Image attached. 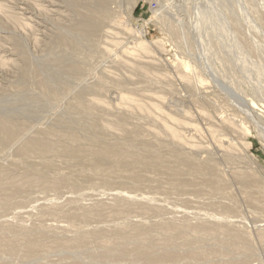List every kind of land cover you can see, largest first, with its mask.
Segmentation results:
<instances>
[{
	"label": "rangeland",
	"instance_id": "rangeland-1",
	"mask_svg": "<svg viewBox=\"0 0 264 264\" xmlns=\"http://www.w3.org/2000/svg\"><path fill=\"white\" fill-rule=\"evenodd\" d=\"M130 1L0 0V264L244 260L224 207L264 172V0Z\"/></svg>",
	"mask_w": 264,
	"mask_h": 264
},
{
	"label": "bare ground",
	"instance_id": "bare-ground-1",
	"mask_svg": "<svg viewBox=\"0 0 264 264\" xmlns=\"http://www.w3.org/2000/svg\"><path fill=\"white\" fill-rule=\"evenodd\" d=\"M132 1V0H131ZM130 1V2H131ZM87 2L90 4V6H92L93 8H95V13H101L102 11L105 12L106 14L107 13H111V11L106 7V0H87ZM136 2L137 0H133L129 6H128V12H126V16L129 18H131V15H132V11L136 5ZM154 2V1H153ZM88 6V5H87ZM92 8V9H93ZM127 11V10H126ZM94 12V11H93ZM109 15V14H108ZM143 30V29H142ZM139 32V31H138ZM143 31L140 30V34H139V39L137 41V43L135 44L136 45V50L137 49H145V47L149 44H147L145 41H143L142 36H143ZM132 52V51H131ZM131 54V53H130ZM133 54V53H132ZM186 69H188V65H186ZM181 78L185 81H189V77L187 75H181ZM228 90V89H227ZM229 91V90H228ZM240 100V99H238ZM233 101V100H232ZM236 101V99H235ZM239 102V101H238ZM243 102V101H242ZM237 103V102H235ZM240 103V102H239ZM239 103H237V105H239ZM250 103V102H249ZM236 105V106H237ZM242 105V104H241ZM250 105V104H249ZM244 106V105H243ZM242 106V107H243ZM248 106V105H247ZM256 104L251 101V106H249V111L250 113L255 117V119L258 121V122H261L263 124L264 121H262V116L259 115V114H256L254 108H255ZM244 109H246L244 107ZM140 110L142 111L143 109L141 108L140 106ZM246 111V110H245ZM242 112V111H241ZM247 117H249L250 115H246ZM245 116V117H246ZM250 118V117H249ZM252 118V117H251ZM251 121V120H249ZM248 121V122H249ZM253 122V121H252ZM251 122V123H252ZM256 124V123H255ZM261 124V125H262ZM260 125V124H258ZM244 126V125H243ZM264 126V125H263ZM263 126H260L261 128ZM183 127V126H182ZM255 128L256 125H255ZM168 129V133L169 135L174 138V139H179L180 138V135L177 131H175L174 129L170 128V127H167ZM260 130L258 128V130H256L255 132V136H257V138L259 139V141L264 144V136L262 133H260ZM242 131L243 133L245 134H250V130L248 127H243L242 128ZM229 144V143H228ZM233 144V143H232ZM249 144V143H248ZM248 144L246 143L245 146L243 144V146L245 147V149L243 150L242 153H244L243 156H246V154L248 153ZM223 143H220V151L222 153V155H224L227 159V161H235V158L233 157L234 155L236 156L237 153L233 154V153H230L231 151H234L233 150V147L234 146H229L226 148L223 147ZM226 145V144H225ZM242 146V147H243ZM237 152V151H236ZM239 153V152H238ZM233 154V155H232ZM239 155V154H237ZM238 157V156H237ZM235 165V164H234ZM250 166V165H249ZM254 167V166H252ZM255 168V167H254ZM253 169V168H252ZM254 170V169H253ZM233 177L237 178L236 180H238L240 183L242 184H239V185H244L245 190H241V192L243 191L242 196L244 197V202H247L248 205H249V208L248 209H253L251 211H243V210H240V207L239 206V209L237 208L236 209V205H238V203L240 202L239 201V198H237L236 200L239 201L233 208V206L231 205V207L229 205L225 206V211L226 212H229V213H235L236 215V220L233 222V221H229L230 224H232V226H230V231L235 235L234 236V242H235V245L236 246H240V249L243 251V253L245 254L243 257H244V260L242 261V264H248V261H247V257H249L250 259L254 256V257H258V259H264V243L262 242V237L264 235V226L262 225L261 227H258L256 224L258 222H261V223H264V172L262 173H257V172H254V175L253 177L250 176V173H241V174H237L235 172V176L232 175ZM222 178V177H221ZM234 179V178H233ZM225 179H221L219 182H222V186H223V181ZM235 180V179H234ZM235 180V181H236ZM218 182V181H217ZM238 182V183H239ZM241 188V187H240ZM240 191V190H239ZM240 192H239V196L241 195ZM241 196V197H242ZM241 199V198H240ZM234 200V199H233ZM242 200V199H241ZM246 200V201H245ZM247 203L245 205H247ZM232 204H235V202H233ZM241 204V202H240ZM239 204V205H240ZM251 206V207H250ZM247 209V210H248ZM235 211V212H234ZM225 214V213H224ZM228 214V213H227ZM258 227V228H257ZM223 228V227H222ZM224 230V229H223ZM263 232V233H262ZM259 241V242H258Z\"/></svg>",
	"mask_w": 264,
	"mask_h": 264
}]
</instances>
